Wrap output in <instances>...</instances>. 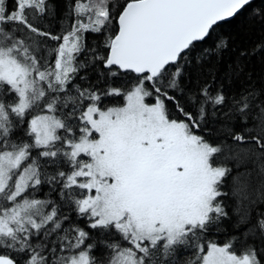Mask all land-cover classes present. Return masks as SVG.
<instances>
[{
  "label": "snow or ice",
  "instance_id": "1",
  "mask_svg": "<svg viewBox=\"0 0 264 264\" xmlns=\"http://www.w3.org/2000/svg\"><path fill=\"white\" fill-rule=\"evenodd\" d=\"M249 3L126 0L114 14L115 0H77L70 30L55 35L29 19V10L51 15L49 0L14 9L0 0V264H20L9 252L23 264H264L249 243L264 241V89L229 97L185 85L193 51ZM86 32L103 34L106 53L86 48ZM226 47L221 40L217 51ZM90 66L134 82L74 83ZM108 97L124 103L110 107ZM221 115L214 145L198 130ZM217 158L252 167L233 174ZM45 186L58 199L39 198ZM225 197L236 201L231 215ZM232 216L233 238L208 239ZM97 234L104 259L93 251Z\"/></svg>",
  "mask_w": 264,
  "mask_h": 264
},
{
  "label": "trees",
  "instance_id": "2",
  "mask_svg": "<svg viewBox=\"0 0 264 264\" xmlns=\"http://www.w3.org/2000/svg\"><path fill=\"white\" fill-rule=\"evenodd\" d=\"M76 2L77 0H49L51 15L40 17L33 15L31 10H29L30 22L44 31L59 35L62 31L70 30L75 19L74 14L70 13H72V6ZM80 2L88 3V0H80ZM9 3L12 4L11 9L16 7V0H9ZM115 3L118 6L114 9V14H117L126 3V0H115ZM113 28H115V25H113ZM221 40L227 44V47L221 51H217ZM46 43L51 48L58 42L46 40ZM83 43L86 48L95 47L101 53H106L107 51L103 47V34L86 32L84 33ZM241 53H244V55H241ZM49 55L53 54L50 52ZM81 59H83V55ZM189 60H191V64L186 67L187 76L185 78L187 88L196 89L207 83L213 86V90L217 88L222 89L229 97L238 96L249 85H254L257 89H264V0H254L235 18L220 23L217 26L213 39L207 43L198 45L189 57ZM237 68H242L243 71L237 72ZM100 71V67L93 68L90 66L82 70L74 83L79 84L81 87L93 86L100 89H104L110 84L112 87H121L126 90L134 82L131 74H121L112 78H99L98 73ZM81 76H85L86 79L82 80ZM106 99L109 101L108 106L110 107L122 106L124 103L122 97H108ZM169 109L170 114L174 118H182L171 105H169ZM224 120L225 118L222 115L213 117L208 124L198 130V134L204 135L207 140L215 145L223 139L221 130ZM24 126L27 127L26 124ZM241 156H243V153H241ZM217 159L219 163L227 164L228 167L232 168L233 174L238 170H243L245 166L252 167L250 163L246 164L243 159L239 162L240 169L235 167L237 163L235 160ZM230 185L231 176L227 178L225 191L229 190ZM37 196L41 199H58L55 192L48 191L47 186L44 187L42 192L37 193ZM224 200L228 205L227 211L231 215L236 206V201L231 197H225ZM259 208L264 211V204H260ZM64 211L69 212V209L65 206ZM69 214L74 219L76 218L75 213L69 212ZM253 216H255V212H253ZM234 220L235 216H232L231 220H225L223 227L218 231L208 234V239L213 240L219 245L228 242L229 239L236 235V230L232 227ZM79 223L81 226H85L84 221L80 220ZM103 239L104 237L101 234L94 236V242L97 244V247L93 251L97 259L105 258L106 250L100 243ZM249 243L255 244L260 250H264V241L260 239L250 240ZM244 246L238 240L233 250L239 254ZM9 255L15 257L20 264H23L24 254L9 252ZM178 255L184 257L186 254L181 251Z\"/></svg>",
  "mask_w": 264,
  "mask_h": 264
},
{
  "label": "water",
  "instance_id": "3",
  "mask_svg": "<svg viewBox=\"0 0 264 264\" xmlns=\"http://www.w3.org/2000/svg\"><path fill=\"white\" fill-rule=\"evenodd\" d=\"M253 1H254V0H250V3H252ZM250 3H249V4H250ZM242 10H243V9H242ZM242 10H241V11H242ZM241 11H240V12H241ZM240 12H239V13H240ZM239 13H238V14H239ZM238 14H237V15H238ZM237 15H236V16H237ZM236 16H234V17H232V18H229L228 20L223 21V22L230 21V20H232L233 18H235ZM221 23H222V22H221Z\"/></svg>",
  "mask_w": 264,
  "mask_h": 264
},
{
  "label": "rangeland",
  "instance_id": "4",
  "mask_svg": "<svg viewBox=\"0 0 264 264\" xmlns=\"http://www.w3.org/2000/svg\"><path fill=\"white\" fill-rule=\"evenodd\" d=\"M8 5H9V8L11 9L12 4L9 3V0H8Z\"/></svg>",
  "mask_w": 264,
  "mask_h": 264
}]
</instances>
